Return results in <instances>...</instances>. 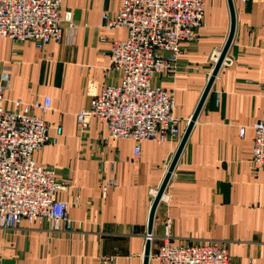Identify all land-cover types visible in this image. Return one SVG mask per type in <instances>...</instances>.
Here are the masks:
<instances>
[{"label": "crops", "instance_id": "1", "mask_svg": "<svg viewBox=\"0 0 264 264\" xmlns=\"http://www.w3.org/2000/svg\"><path fill=\"white\" fill-rule=\"evenodd\" d=\"M233 1L234 34L157 204L152 244L168 217L175 241L223 240L229 264H264V166L250 160L251 124L264 119V0ZM120 2L61 0L74 25L62 20V37L41 48L0 37L5 97H51L47 110L33 109L51 137L33 156L65 182L55 194L71 219L70 228L54 229L47 220L0 228V264H142L150 206L181 136L142 139L135 155V139L107 137L106 122L95 116L84 129L77 119L104 83L120 79L118 69H108L110 42L124 38L126 28L102 21V12L112 15ZM229 27L227 0H206L197 36L182 45L173 69L152 78L173 92L181 132ZM110 179L103 197L101 184Z\"/></svg>", "mask_w": 264, "mask_h": 264}, {"label": "built area", "instance_id": "2", "mask_svg": "<svg viewBox=\"0 0 264 264\" xmlns=\"http://www.w3.org/2000/svg\"><path fill=\"white\" fill-rule=\"evenodd\" d=\"M247 2L248 0H240ZM206 0H121L112 15L102 12L106 27L126 28L124 38L110 42V68L120 71L117 83H104L77 113L81 129L91 116L106 122L107 137L136 140L134 154L142 139L157 142L181 136L179 118L174 115V94L152 82L156 73L173 69L182 45L197 36L204 24ZM65 20L73 27L71 11L62 12L61 0H0V37L27 40L41 48L59 40ZM0 85V228H16L22 221L32 224L50 221L54 229L70 228L67 202L56 197L65 186L52 166L37 161L33 153L51 140L45 119L33 112L51 104L49 95L33 102L4 95ZM9 101V106L5 105ZM253 142L250 160L264 166V119L251 124ZM61 126H57V132ZM245 126H240L242 135ZM108 180L101 184L106 196ZM150 256L153 264H229L223 240H173L169 218ZM247 264H254L248 260Z\"/></svg>", "mask_w": 264, "mask_h": 264}, {"label": "water", "instance_id": "3", "mask_svg": "<svg viewBox=\"0 0 264 264\" xmlns=\"http://www.w3.org/2000/svg\"><path fill=\"white\" fill-rule=\"evenodd\" d=\"M227 4H228V8H229V12H230V27H229V31L227 34V37L224 41V44L221 48V50L218 52L216 59H215V63L214 66L210 72V75L208 77V80L203 88V91L200 95V98L195 106L194 111L192 112L191 116L189 117L187 124L182 132L181 138L179 140L178 146L174 152V155L167 167V170L165 172V175L161 181V183L159 184V187L157 188L155 194H154V198L152 200L151 206H150V210H149V215H148V221H147V229H146V233L149 235L152 232V224H153V219H154V213L157 207V204L165 190V187L167 185V182L170 178L171 172L175 166V163L178 159V156L182 150V147L184 146V143L186 142L188 135L190 133V130L196 120V117L198 115V112L206 98V95L208 94V91L213 83V80L218 72V69L220 67V65L222 64V62L225 59L228 47L231 43L233 34H234V30H235V9H234V1L233 0H227ZM150 247H151V241L150 238L147 236L146 240H145V245H144V250H143V261L142 264H149V256H150Z\"/></svg>", "mask_w": 264, "mask_h": 264}]
</instances>
